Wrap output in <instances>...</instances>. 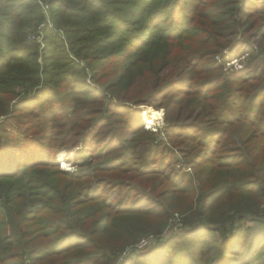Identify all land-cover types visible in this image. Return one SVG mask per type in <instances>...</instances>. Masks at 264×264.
I'll return each instance as SVG.
<instances>
[{"label":"trees","instance_id":"obj_1","mask_svg":"<svg viewBox=\"0 0 264 264\" xmlns=\"http://www.w3.org/2000/svg\"><path fill=\"white\" fill-rule=\"evenodd\" d=\"M0 264H264V0H0Z\"/></svg>","mask_w":264,"mask_h":264},{"label":"rangeland","instance_id":"obj_2","mask_svg":"<svg viewBox=\"0 0 264 264\" xmlns=\"http://www.w3.org/2000/svg\"><path fill=\"white\" fill-rule=\"evenodd\" d=\"M247 47L245 46H237L234 49L230 50V49H226L224 50V53L226 54L225 57V63H224V70L227 71V73H229L231 70H239L241 68H244L245 66H247L250 62H251V57L249 55L248 52H246ZM217 60H220L221 57L217 56L216 57ZM141 109V117H142V121L144 122V127L146 129L152 130V131H157L159 133V138L162 140H165V144H168L166 138L163 135V128L166 125L165 124V120H164V109L163 108H154L153 106H144L141 105L139 107ZM152 111H155L156 114L159 116L158 119H155L153 123H150V125H148L149 121L152 120ZM74 151H67V150H61L56 159L57 162L59 164V166L64 169V170H72L74 169V165L72 163L73 158H74ZM176 169L177 170H182L184 173H190L191 174V178L194 179V175H193V170L191 169V166L188 164V161L184 160H180L177 161L176 164ZM134 201V200H133ZM136 201V200H135ZM178 220H173L169 223L167 230L169 228V230L172 229V231H180L182 230V228H176V224ZM166 235V233L161 236H156L155 238H164ZM155 239H151L149 241L152 242V245L154 244ZM141 243V242H140ZM143 245V243H142ZM149 247V246H147ZM147 247L145 245H143V247H141V249L146 250ZM130 248V247H129ZM138 248L139 245H138ZM126 251H129V249H127ZM118 263V261H117Z\"/></svg>","mask_w":264,"mask_h":264},{"label":"built area","instance_id":"obj_3","mask_svg":"<svg viewBox=\"0 0 264 264\" xmlns=\"http://www.w3.org/2000/svg\"><path fill=\"white\" fill-rule=\"evenodd\" d=\"M43 9H44V11L46 12V14H47V12H48V5L47 4H44L43 5ZM141 242V243H140ZM142 243H143V245H145L146 247H147V245H149V238H142L139 242H138V244H137V246L139 245V247L141 248V247H143V245H142Z\"/></svg>","mask_w":264,"mask_h":264},{"label":"bare ground","instance_id":"obj_4","mask_svg":"<svg viewBox=\"0 0 264 264\" xmlns=\"http://www.w3.org/2000/svg\"><path fill=\"white\" fill-rule=\"evenodd\" d=\"M159 116L156 114L155 111H152V120L149 121L148 125H150V123H153L155 119H158Z\"/></svg>","mask_w":264,"mask_h":264}]
</instances>
